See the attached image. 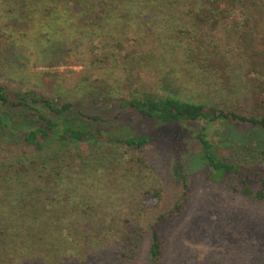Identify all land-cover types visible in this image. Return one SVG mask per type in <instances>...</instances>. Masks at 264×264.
<instances>
[{"label": "trees", "instance_id": "obj_1", "mask_svg": "<svg viewBox=\"0 0 264 264\" xmlns=\"http://www.w3.org/2000/svg\"><path fill=\"white\" fill-rule=\"evenodd\" d=\"M152 1L186 8L175 32L184 59L234 104L221 109L147 95L112 104L104 99L100 104L118 108V122L111 125L101 115L85 112L89 101L82 106L71 94L45 96L0 84V208H7L6 216H0V224H6L0 226V259H21L25 253L26 259H36L33 253L44 246L48 255L56 254L66 239L72 246L86 241L88 249L86 234L95 231L98 208H108L111 200L92 199L86 191L90 185L83 187L86 194L73 191H79L80 183L105 179L101 171L115 160L113 153L126 157L135 169L154 171L147 148L156 146L159 131L168 127L198 142L196 160L204 164L210 183L226 185L231 196L251 206L264 205V148L240 153L235 160L219 158L214 140L218 127L264 131V0H0V64L11 52L14 61L16 54L43 53L48 47L78 52L88 40L90 64L107 67L109 56L99 59L94 52L96 33L112 32L114 25L120 29L133 4L140 5L141 15ZM35 26L38 31L31 33ZM113 48L122 50L124 45L115 43ZM97 94L91 92L87 99L95 101ZM166 195L163 184L143 193L140 202L153 218L148 231L131 218L120 219L121 231L111 250L116 264H160L166 248L160 225L176 220L187 204L184 192L169 199ZM73 259L68 257L65 264L85 262ZM225 262L264 264V259Z\"/></svg>", "mask_w": 264, "mask_h": 264}, {"label": "rangeland", "instance_id": "obj_2", "mask_svg": "<svg viewBox=\"0 0 264 264\" xmlns=\"http://www.w3.org/2000/svg\"><path fill=\"white\" fill-rule=\"evenodd\" d=\"M139 6L136 3L130 7L128 19L122 21L120 29L115 30L114 25L112 32L96 33L94 52L99 59L109 56L107 67L90 64L88 40H84L78 52H66L58 46L49 50L48 47L43 53L16 54L15 61L11 52L6 60L1 58L0 84L10 90H33L45 96L58 97L55 95L58 93L68 98L71 94L82 106L89 101L85 112L101 115L111 125L118 122V108L115 104L106 107L100 104L101 100L110 99L112 104L120 98L129 100L147 95L173 97L221 109L231 107L232 98L210 88L197 74V69L184 59L183 45L178 43L175 32L176 23H180L178 19L186 8L152 1L137 15ZM9 29V34L16 35L14 28ZM35 31H38L36 26L31 33ZM115 43H122L124 48H113ZM54 61L58 65L48 66ZM46 73L52 76L44 75ZM91 92L100 93L92 102L87 99ZM9 123L14 130V123ZM214 140L219 158L235 160L240 158V153L263 149L264 131L218 127ZM147 149L154 171L135 169L127 164L126 157L113 153L111 157L117 161L104 164L101 173L105 179L80 183L79 191H73L86 194L82 191L87 188L83 187L90 185L93 187L86 191L92 199L100 196L111 200L108 208H98L100 212L92 224L95 231L86 234L88 249L86 241L84 246L81 242L72 246L64 239L66 246L60 245L61 250L56 254L48 255L49 247L44 246L33 253L36 259H26L25 253L21 259H0V264H65L68 257L81 262L86 255L88 258L82 264H116L111 250L115 248L117 232L121 231L120 219L131 218L148 231L153 218L140 201L144 192L160 184L166 186L168 199L182 192L187 199L184 213L160 225L166 245L160 264H226L225 259H264V205L251 206L231 196L226 185L210 183L204 164L196 160L200 159L198 142L180 129L168 127L159 131L156 146ZM6 209L5 206L0 208V216H6ZM2 222L0 226L6 225Z\"/></svg>", "mask_w": 264, "mask_h": 264}]
</instances>
